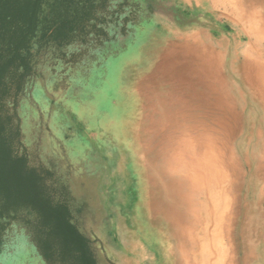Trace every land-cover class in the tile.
<instances>
[{"label": "rangeland", "instance_id": "obj_1", "mask_svg": "<svg viewBox=\"0 0 264 264\" xmlns=\"http://www.w3.org/2000/svg\"><path fill=\"white\" fill-rule=\"evenodd\" d=\"M148 1L129 0L108 39L73 48L65 63L46 62L19 107L25 146L44 163L53 162L88 203L83 231L100 264H132L134 256L138 264H162L155 240L137 228L136 205L140 210L156 191L147 162L161 165L167 150L177 154L180 126L190 130L187 143L195 140L194 130L208 129L233 152L239 168L233 229L222 232L225 247L231 245L233 264H264V183L254 177L264 107L243 75L247 49L255 44L246 15L254 8L264 24V0H150V8ZM259 41L264 51V36ZM209 58L223 85L214 82ZM188 152L185 147L186 158ZM137 232L144 240L136 249L131 239ZM0 264L45 263L25 230L15 226Z\"/></svg>", "mask_w": 264, "mask_h": 264}, {"label": "trees", "instance_id": "obj_2", "mask_svg": "<svg viewBox=\"0 0 264 264\" xmlns=\"http://www.w3.org/2000/svg\"><path fill=\"white\" fill-rule=\"evenodd\" d=\"M128 6L129 0H0V258L19 226L45 264H100L83 231L88 203L53 162L25 146L19 107L48 60L65 63L73 48L108 39Z\"/></svg>", "mask_w": 264, "mask_h": 264}, {"label": "bare ground", "instance_id": "obj_3", "mask_svg": "<svg viewBox=\"0 0 264 264\" xmlns=\"http://www.w3.org/2000/svg\"><path fill=\"white\" fill-rule=\"evenodd\" d=\"M246 19L247 21H253L250 27V44H255H252L247 49L246 60L243 64L244 81L247 89L258 98L263 108L264 59L261 56L264 51L260 48L259 40L264 36V24L262 23L261 16L256 15L254 12V8L248 12ZM195 51L197 55V49ZM202 55L201 61L203 67H206L208 58L205 57L204 51ZM209 59L210 61L208 63L211 64V68L213 69L214 82L218 86L223 85L224 79L216 73L217 67L214 59ZM227 107L230 109L228 105ZM165 117L168 121L171 114L167 112ZM179 122H176L175 125L177 126ZM180 123L182 124L183 122ZM208 131V129H205L204 133H202L201 131L194 130L193 132H195L194 135L196 134V138H193L195 140L192 143H187V138L184 135L190 132V130L187 128L186 131L185 128L180 126L179 134L181 136L175 141L178 147L177 154L170 155V150H167L168 156L164 158L161 165L147 162L149 166L147 178L152 184L151 189L156 191L152 193L151 200L143 204L140 210L136 205L137 228L138 232H142L144 235L148 234L155 240L154 242L160 248L162 264L234 263L235 256L230 250L231 245L230 249L225 247L227 243L226 239L228 238L222 232L229 234L233 229L234 215L237 209V198L234 195L237 191L236 176L239 168L233 152L229 151L230 154L227 152L225 142L220 141L212 133L208 134ZM258 135V138L261 139L262 154L254 177L264 183V128H262V131ZM198 137L200 140L197 139ZM185 147L190 148L192 152L191 154L190 152L186 154L188 156L187 158L184 156ZM171 157H175L177 160L173 162ZM223 164L230 169L226 171ZM206 175H210V178H206ZM203 216L206 218L203 219ZM142 222L146 226L142 227ZM126 232L128 234L130 231ZM138 232L137 238L135 233L131 239L132 246L136 249L138 247L140 248L141 243V241L138 243L141 238ZM171 238L176 239L177 246L175 250L170 248ZM148 240L145 241L148 242ZM247 241L250 243L249 239ZM248 256L246 254L245 260H248ZM115 257L117 259V256ZM134 257L131 261L133 260L135 263L132 264H138L137 259ZM146 258H148L147 255ZM124 260L126 261V259Z\"/></svg>", "mask_w": 264, "mask_h": 264}]
</instances>
